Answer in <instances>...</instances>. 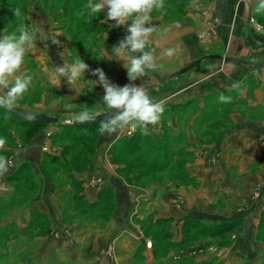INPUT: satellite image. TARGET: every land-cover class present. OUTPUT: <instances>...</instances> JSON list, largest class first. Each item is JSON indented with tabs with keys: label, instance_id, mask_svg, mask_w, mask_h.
<instances>
[{
	"label": "crops",
	"instance_id": "0c3cea01",
	"mask_svg": "<svg viewBox=\"0 0 264 264\" xmlns=\"http://www.w3.org/2000/svg\"><path fill=\"white\" fill-rule=\"evenodd\" d=\"M260 2L261 0H164V7L159 10L154 9L151 13V23L157 28L167 29V33L163 36L153 34L146 49L154 48L156 55L165 48L177 49L174 56L158 61L163 67L151 72V76L149 73L151 81L157 77L166 78L193 61L207 56L218 54L243 61L225 63L218 59H205L186 75L172 80L173 84H179L177 89L171 87L167 91L151 92V97L155 101L163 102L164 112L156 125L148 126L150 140L164 139L159 143L164 148H169L172 142L170 140L167 143L166 137L163 136L173 134L180 138L177 143H173L174 150L180 149L191 154L190 157L183 158L186 163L180 167L177 175L164 180L167 181L165 186L154 184L151 190L153 196L159 198L163 195L170 200L176 196L173 193L179 191V198L184 200L180 202L185 209L192 201L194 205L190 204V206L194 207L189 209L194 208V210L191 212L214 215L216 211L213 208L219 203V198L225 197L224 192L230 191L231 195L227 196V194L226 197L234 209L231 214L224 213L228 218L226 222L236 223L239 233L242 230L246 231L244 237L233 239L235 242L232 244V251H237L239 248L240 252H235L231 256L236 255L237 261H243V264H264V253L260 255L264 251V242L257 238L258 231L264 225L262 223L264 222L262 216L264 215V10L257 11ZM106 16L102 21L103 24L111 22V20L106 21ZM112 22L111 25L116 30L109 28L107 32L102 33V36L106 39L110 38V46L113 47L128 33L127 26L117 27L116 22ZM59 29L57 27V31L55 30L60 41L59 46L52 44L50 40H40L37 43L39 47L41 46V54L48 58V60L44 58L48 62L47 66L42 68L46 73L54 66L73 63L69 51L72 45L68 46L69 48L65 46L64 35L59 33L64 29ZM104 53L109 56V61L105 62L106 65L102 70L112 83L121 87L129 83L140 86V78L134 82L129 81L123 61L116 60V57L112 56V49L107 48ZM109 70H112L110 76L106 73ZM91 80L97 81L98 77L81 78L74 85L75 89L67 83L65 77H61L60 87L52 83L53 86H57L59 93L51 99L50 106H46V95L37 94L31 99L27 96L21 99L16 107L26 112L56 117L67 124L75 123L70 122L68 118L84 106L101 115L108 112L102 101L104 89L99 84L93 87ZM155 86L151 85V87ZM90 88L92 89L89 90ZM221 95L230 98L233 104L231 105L233 111L228 113L233 123L232 129H229L226 137H223L221 146L222 139L214 146L204 147L198 142V136L193 132V128L199 124L197 118L205 114L206 110L203 108L209 99L218 97L220 100ZM65 102L76 105L68 111L64 107ZM186 106H189L187 111L183 109ZM240 106L244 107V112L239 111ZM193 108L195 110H192ZM18 123L41 128L31 121L19 120ZM43 126L45 127L41 128V134L28 142L19 136L13 137L10 133L14 139V147L9 149L6 143L5 150L0 151V154L8 159H14L15 165L19 164L26 170L33 169L39 185L35 191L31 188L21 191L18 205L11 203L8 208L4 207L9 210L8 213L7 211L1 213L0 210V214L4 216L7 213L5 220L0 222V230L5 235L7 232L12 234L19 230V234L13 235L10 243L0 251V264L6 262L70 264L74 260L72 257L75 250L78 251V260H85L90 264H94L92 262L106 264L108 247L112 245L114 249H118L120 255L139 254L141 245L134 243L136 242L134 240L129 241L131 244L127 245L123 236L126 234L125 226L129 225L132 232L137 229L133 224V217L138 213L140 192L134 193L136 190H141L125 182L118 172L124 167H117L111 156L113 149L123 142L124 138H129L127 133L133 129L125 128L111 135L99 133L100 139L94 149L95 155L87 156V160L91 159L87 169L83 172L70 171L66 173V177L62 175L64 172L50 168L45 161L50 159L52 162V159L64 154L61 143L57 142L60 141L61 132L68 130L65 127L72 126L64 125L63 129L60 128L61 124L59 126L56 123ZM99 127L100 125L96 128ZM4 128L11 129L10 126ZM134 131L132 137L141 132L140 128ZM90 147L92 148V143ZM71 154L68 155L69 158ZM222 169L225 172H221ZM15 170H11L7 177H12ZM7 177H4V180ZM78 183L81 187L79 202L85 204L84 208L75 205ZM111 188L114 191L116 206H113V212L109 217L110 224L103 226L101 223L98 227V221L102 219L87 218L89 215L86 212L93 205L102 203L103 197L107 202L108 196L105 194ZM13 195H15L13 189L6 194L7 197ZM206 200L208 206L205 208ZM174 206L177 205H173V209ZM166 212L161 213L167 214ZM176 213V210L171 211L166 215L167 219H174ZM186 217L179 220L184 221ZM85 220L99 228L96 238L75 236L76 238L71 239L69 232L75 235L77 227ZM43 223L45 228L42 227ZM33 224L35 226L31 232ZM107 231H110V234ZM138 231L141 233L140 228ZM113 234L115 237L112 236ZM35 236L36 238H33ZM135 244L137 250L132 247ZM10 246L20 248L10 249ZM172 250L171 254L166 255L167 257L162 260V264H197L203 261H196L190 255L183 256L177 261L172 256L177 249ZM153 262V264L160 263L154 257Z\"/></svg>",
	"mask_w": 264,
	"mask_h": 264
},
{
	"label": "rangeland",
	"instance_id": "374dc122",
	"mask_svg": "<svg viewBox=\"0 0 264 264\" xmlns=\"http://www.w3.org/2000/svg\"><path fill=\"white\" fill-rule=\"evenodd\" d=\"M87 3L88 0H0V36L17 32L21 25H28L29 27L34 26L39 29L37 33L36 45L26 54L24 58V64L21 69V72L23 74L31 75L33 77L32 83L29 86V90L24 94L23 98L27 96L29 99H31L37 94H44L46 95L47 99L46 106H50L51 99L55 98L57 96V93H59L57 86H53L50 80H48V73L51 70H49V72L47 73L42 71V68L47 66L48 58L45 55L41 54V46L39 47L37 44L45 37L55 34V30L57 27L60 28L59 30L64 29L61 30V32L59 30L58 31L59 33H62L64 35L66 41L65 46L69 48L72 45L69 48L70 54L72 55L70 57V60H73L74 62L75 59L81 58L85 63L89 65V71L85 73L86 77H90L93 79L94 76L92 75V72L98 67L100 69H103V67H105L106 63L109 61V56L107 57L104 51H106L107 48L112 49V46H110L111 39H106V37L102 36V33L107 32L109 28L114 29V26L111 25L113 24V22L109 21V23H102V21L105 19V15H107V8H105L104 12L100 14H90L89 10L85 8V5ZM17 8H19L20 10V16L14 15V10ZM39 15L42 16V18ZM53 27H55V29ZM44 58H46L47 60H44ZM106 73L110 76L112 74V70H109ZM171 75H169L168 77H170ZM166 78L157 77L155 79H152L151 81V77H149L148 74L147 76L140 78L139 82H141L140 86L145 88L150 96L151 92L156 93L158 91H167L171 87H175V89L178 88L179 84H173L172 80L178 79L179 77L172 79L161 86H157ZM151 85L156 86L151 87ZM20 101L21 99L18 102ZM230 101H221L218 97H212L203 108L206 110L205 114L202 117L197 118L199 124H197V126L193 128V132L198 136V142L200 144L202 143L204 147L209 145L214 146L217 144L218 140L222 139L220 142L221 146V144L223 143V137H226L228 130L232 129L231 125H233V123L228 116V113L233 111V109L231 108V105L233 106V104ZM240 108L241 109L239 111L244 112V107L240 106ZM183 109L187 111L189 109V106H186ZM197 109L200 108L197 107ZM192 110L195 109L193 108ZM3 117H6V119H3ZM19 120L27 121L26 119L20 117L16 118L11 114H7L5 110L0 109V137L5 138L6 143H8L9 145V149L10 147H14V136L24 138V140L28 142L32 140V138L39 136L42 132L41 128L45 127L43 126V124L40 125L41 128H34L32 127V125L30 127L21 125V123H18ZM171 120L172 118H170V121ZM51 125H55V123ZM56 125L60 126L59 123H56ZM8 126L11 127L10 130L3 129L4 127ZM88 127H90V125L79 127L74 126L69 130H63L64 132H61L59 136L60 141H58L57 143H61V149L69 150L70 154L73 152L71 154V158L63 154L59 158H54L56 159V162L53 163L49 159L50 162L45 161V164L49 165L50 168L56 169L57 171L61 170V172H64L62 175L67 177L66 173L75 170L72 168V165L70 169L64 168L63 166H61L62 162H69L70 165L72 157H75L79 154L88 157H91V155H95L94 149L95 147H97L96 143L98 144V141L100 139V132L98 129H95L96 131L93 130L94 132L90 134L88 132ZM60 128L63 129L64 125L61 124ZM133 132L135 133L134 129L130 130L127 133L129 135V138L124 139H130ZM10 133L13 135V137L10 136ZM129 133H131V135ZM137 137H139L138 140L140 141L141 147H143V145H145L150 139L149 134L144 135L142 134V132L138 133L135 136V140H137ZM163 137H166L167 143L170 140L172 143L178 142V136L175 137L173 136V134H165V136ZM124 139L122 140L123 142L118 144V146H127L130 149H136V145H128L127 142L124 141ZM158 140L156 141L158 142ZM91 143L92 148H90L89 150L87 149L86 145L88 146V144ZM71 146H76V149L74 151H71ZM138 155V153H133L131 155L121 157L118 153V156H120L121 158L117 161V158H115L116 153H111L112 161L117 167L122 166L127 168V165L130 166V164H144L137 169H130L128 166V168L124 169L123 172H121L120 170L118 171L129 186L141 190H136L137 192L135 191L134 193L136 194L140 192L138 193L140 194V199L138 200V213L133 217V224L135 225V227H137V229H134V232H132L128 227L129 225L125 226L127 229L126 234H124L123 236L125 238H123L124 242L126 241L127 245L131 244V242L129 241L133 240L136 241L134 243L139 244V246L141 245L139 247V250H141V252L133 256L131 255V253H128V255H120L118 249H114V245L109 246L107 254L108 261L106 264H153V257L160 262L159 264H162V260H164L165 257L171 254V252L173 251L172 249H177L174 254H172L174 259H176L177 261H180V258L183 256L190 255V257H192L196 261L203 260V263L197 262V264H229L230 262L241 264L243 261H237L238 258L236 255L231 256L235 252H240L239 248L237 251H232V244H234L235 242L233 241V239L244 237L246 231L242 230L239 233L236 226L232 228V226L223 224L228 220L224 213L231 214V211H233L234 209L231 202H228V198L226 197L227 194V196L231 195L230 191H228L227 193L224 192L225 195H220L221 193L219 194L220 196L224 195L225 197L219 198V203L213 208L216 211V214H195L194 212H191L194 210V208L189 209V207H194L190 206V204L194 205L192 201H190L192 203L189 202V205H187L188 210L181 205L180 201L183 202L184 200L179 198V191L174 192L173 194H175L176 196H174L170 200L163 195L159 196V198L153 196L151 190L153 189L154 184L165 186L167 184V181L164 180H167L169 177H167V175L165 176L164 174L151 172V164L153 161L152 155L146 152L140 155L141 159H138ZM11 161L12 166L10 167L9 171L3 176H0L1 213L2 211H7V206H11V203L15 205L19 204L21 200L20 191H25L29 187L31 189L33 188L34 191L39 188L33 169L28 168V170H26L27 174L24 171L23 176H20V172L25 167L19 164L15 165L14 159ZM173 162L174 163L172 164L171 168L168 169L169 175L179 173V168L183 166L180 165V159L173 160ZM182 162L185 164L186 160L184 159L182 160ZM187 162L189 163L190 159ZM221 167L223 168V166ZM13 169L16 170L12 174V177H7L8 173H10V171ZM221 172L225 171L222 169ZM227 176L229 175L227 174ZM4 177H7V179L4 180ZM5 183L7 184L6 186ZM11 185L15 195H13L12 197H7L6 194H8L9 190H12ZM76 190L77 199L75 200V205H79L80 207L84 208L85 204L82 201L79 202L78 199L79 193H81V187H76ZM105 195L108 196V205H106L107 208H109L110 206H116L113 189H109L108 193H106ZM102 200L105 201L104 197L102 198ZM165 204H167V206ZM173 205L177 206H174L173 209ZM5 206L7 207L6 209L4 208ZM206 206H208V200H206L204 203L205 208ZM174 210H176L177 212L175 218L172 220L167 219L166 215H169L170 212ZM185 210H187V212ZM94 211L96 212V210ZM165 211H167V214H164ZM8 212L9 210L7 211V213ZM161 212L164 213L162 214ZM7 213L5 214L7 215ZM103 215L107 219H104L103 216L100 217L102 220L100 222L98 221V227L99 225H101V223L103 226H107L108 224H110L108 223V220L110 219L109 213H104ZM5 216L3 214H0V222L5 220ZM184 216L187 217L184 221H182V217ZM208 216L216 217L217 219H209ZM88 217L89 216H87V218ZM186 221L188 222L186 223ZM80 224L81 226L77 227V233L75 235H72L71 231L69 232V236L71 237V239H73L75 236L77 238H80L82 236H87L91 239L96 238V234L99 230L98 227L86 220L81 222ZM184 224L185 226H183ZM34 226L35 224H33L31 228L34 229ZM139 228L141 233H139L138 231ZM37 231L39 230L37 229ZM109 232L110 231H107V233ZM116 233L118 235V231ZM17 234H19V230L14 231L12 234L11 232H7L6 235L0 230V251H2L7 246L6 244L10 243L13 235ZM114 234L112 235L113 237H115ZM33 238H36V236ZM257 238L259 241L264 242V225L261 226V230L258 231ZM181 243L185 244L181 249H179L178 245ZM137 244L132 246L133 249L137 250ZM169 245H171V247H169ZM164 246L166 247L163 248ZM256 247L258 248V246ZM9 248L19 249L20 247L10 246ZM128 248L130 249V245L128 246ZM166 249L168 250L165 252ZM72 251L73 247L71 249V252ZM258 251L255 250L257 254ZM263 253L264 251H262L260 255H262ZM73 255L74 257L72 258L74 260L71 261L70 264H90V262H87L85 260L77 259V250L73 251ZM92 263L97 264L98 262Z\"/></svg>",
	"mask_w": 264,
	"mask_h": 264
},
{
	"label": "clouds",
	"instance_id": "9594fccd",
	"mask_svg": "<svg viewBox=\"0 0 264 264\" xmlns=\"http://www.w3.org/2000/svg\"><path fill=\"white\" fill-rule=\"evenodd\" d=\"M164 7V0H88L85 8L90 14H100L107 8L106 21H115V26H127V35L112 47V56L116 60H122L127 70L130 82L137 78H143L150 72L162 68L158 63L165 57H172L177 49L165 48L156 55L155 49L146 50L153 34L163 36L167 29L157 28L151 23V13L154 9ZM264 10V0H261L257 11ZM15 16H20L19 8L14 10ZM39 29L28 25H21L17 32L0 36V108L9 111L14 109L20 99L29 90L33 77L21 72L26 54L36 45ZM58 34L45 37L42 41L50 40L52 44L60 45ZM139 54V55H138ZM89 71V65L81 58L73 63H64L63 66H54L48 73L51 83L60 87L61 77H65L67 83L73 87L85 73ZM92 75L98 80H91L93 87L97 84L103 87V104L112 114L101 121L99 132L111 135L125 128H140L142 134H149V125H156L164 112L163 102L155 101L145 88L129 83L119 86L112 83L100 68L95 69ZM92 87V88H93ZM90 88L89 90H91ZM76 89V88H75ZM77 91V90H76ZM65 99V98H64ZM221 101H230L224 95ZM76 104L65 102L66 110L71 111ZM114 110V112H113ZM98 113L87 106L79 112L72 113L68 118L70 122H89L96 118ZM6 140L0 137V151L5 150ZM12 166V161L6 156L0 155V176L7 173Z\"/></svg>",
	"mask_w": 264,
	"mask_h": 264
},
{
	"label": "trees",
	"instance_id": "16d2710c",
	"mask_svg": "<svg viewBox=\"0 0 264 264\" xmlns=\"http://www.w3.org/2000/svg\"><path fill=\"white\" fill-rule=\"evenodd\" d=\"M7 112V111H6ZM7 114H11L9 112H7ZM13 115V114H11ZM15 116V115H13ZM7 117V116H6ZM6 117H3V119H6ZM16 118H19L17 116H15ZM3 122V121H1ZM4 122H7V121H4ZM36 125L40 126L42 124H38L36 122H34ZM44 125V124H43ZM73 127V126H72ZM72 127H65L67 128L68 130L71 129ZM98 127V126H96ZM94 127L93 129H91V134L92 132H94L93 130L95 129H98ZM5 129V128H3ZM96 131V130H95ZM85 138V137H84ZM139 137H137V140H135V137L131 138V139H126L125 141L127 142L128 145H132V146H135L136 145V149H130L128 148L127 146L126 147H121V146H116L112 153H116V156L115 158H117L116 160L118 161L121 157H124V156H127V155H131L133 153H138V159H141V154H144V153H148L150 155H152V164H151V172H156L157 174H164L165 176L167 175V177L169 178H173L175 175H177L178 173H174L172 175H169L168 174V169L171 168L172 164L174 163L173 160H179L180 159V163L182 165H184V163L182 162L183 158L185 157H190L191 154L187 151H184V150H174V147L173 145L172 146H168L169 148H164L159 142L163 141L164 139H160V141H153V140H148L147 143L145 145H143V147H141V144H140V141L138 140ZM178 141L180 140L179 137H177ZM86 140V139H85ZM173 144V143H172ZM90 145L91 144H88V146L86 145L87 149L90 150ZM76 149V146H71V151H74ZM144 152V153H143ZM118 153L120 154V156H118ZM64 155L65 156H68L70 155V151L67 150L64 152ZM56 159H52V162H56L55 161ZM89 160L91 159H88L87 160V156L85 158V156H82V155H77L75 157H72V161H71V164L69 165V162H64V164H62V166L64 168H71V165H72V168L77 171V172H83L87 169V165L89 163ZM180 164V165H181ZM141 165H144L143 163H137V164H130L127 165V168L129 166V168L131 169H137L139 168ZM127 168H123L121 169V172H123L124 169H127ZM180 170V168H179ZM24 171L26 173V169L24 168L21 172H20V176H23L24 174ZM27 174V173H26ZM80 184L78 183L76 187H79ZM27 189H30L27 188ZM33 189V188H32ZM31 189V190H32ZM21 192V191H20ZM79 199V197H78ZM107 202L106 201H102V203L100 202L99 204L96 205H93L91 207V209L88 211L87 210V214L89 215L90 218H95V217H102L104 218V213H109V217L111 215V213L113 212V206H110L109 208H107ZM96 210V212L94 211ZM95 214V216H94ZM188 221H186L187 223ZM34 223L36 224V221H34ZM185 223V224H186ZM185 224L183 226H185ZM224 225H227V226H232V228H234V226H237L236 223L234 222H224L223 223ZM45 223H43L42 227H44ZM44 230V229H43ZM31 231L32 228H31ZM185 243H181L178 245V248H182L184 246ZM166 246H164L163 248H165ZM169 247H171V245H169ZM162 248V247H161ZM157 250V249H156ZM155 250V251H156ZM168 249L165 250V252L167 251ZM158 254V253H156Z\"/></svg>",
	"mask_w": 264,
	"mask_h": 264
},
{
	"label": "water",
	"instance_id": "95a60500",
	"mask_svg": "<svg viewBox=\"0 0 264 264\" xmlns=\"http://www.w3.org/2000/svg\"><path fill=\"white\" fill-rule=\"evenodd\" d=\"M208 58H213V59H218L222 62H225V63H242L243 61H240V60H237V59H233L231 57H225V56H222V55H212V56H207V57H203L201 59H198L196 61H194L193 63H191L190 65L186 66L185 68H183L182 70L178 71L177 73H174L173 75H171L170 77H167L166 79H164L159 85L157 86H161L163 84H165L166 82L172 80V79H175V78H178L186 73H188L189 71H191L193 68H195L196 66L200 65L203 60L205 59H208ZM2 110H5L17 117H20V118H23V119H26L27 121H33V122H36L38 124H44V125H49V124H54V123H59V124H63V125H68V126H76V127H79V126H86V125H95V124H100L101 121L107 119L111 114L112 112L108 111L106 113H103L101 115H98L96 116V118L92 121H89V122H84V123H72V124H67V123H64L61 119L59 118H56V117H51V116H47L45 114H40V113H34V112H25L23 110H20L18 108H14L12 109L11 111L5 109V108H0ZM114 112V110H113ZM203 217V216H201ZM209 219H217L216 217H212V216H208Z\"/></svg>",
	"mask_w": 264,
	"mask_h": 264
},
{
	"label": "flooded vegetation",
	"instance_id": "af4514ba",
	"mask_svg": "<svg viewBox=\"0 0 264 264\" xmlns=\"http://www.w3.org/2000/svg\"><path fill=\"white\" fill-rule=\"evenodd\" d=\"M17 108V107H16ZM21 110V109H20ZM24 111V110H23ZM26 112V111H25ZM96 126H99L100 124H95ZM95 125H90V127H88V132L91 134V129H93L94 127H96ZM67 151V150H64V152Z\"/></svg>",
	"mask_w": 264,
	"mask_h": 264
}]
</instances>
